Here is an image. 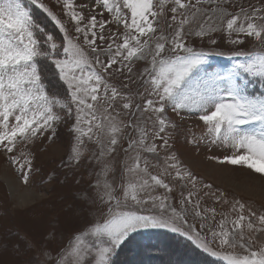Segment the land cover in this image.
<instances>
[{
  "label": "snow or ice",
  "instance_id": "6c2138e0",
  "mask_svg": "<svg viewBox=\"0 0 264 264\" xmlns=\"http://www.w3.org/2000/svg\"><path fill=\"white\" fill-rule=\"evenodd\" d=\"M224 2L159 0V10H156L154 0H94L95 7L107 10L112 21L124 29L122 33L110 36L112 43L104 49L97 44V39L105 40L107 22L98 21L95 15L86 20L83 13L76 10L74 0H63V8L75 22V36L68 34L65 24L45 3L29 0L63 33V45H58L51 32L40 26L32 9L23 0H0V148L12 153L18 141H28L49 129L55 135L53 125L63 119L58 114L60 110L67 116L75 111L76 121L71 128L75 136L70 159L80 160L85 138L91 141L95 137L101 148V157L114 152L122 129L104 115L98 105L102 97L114 101L120 93L108 83L105 74H110L113 65L120 71L125 61L143 60L147 55L150 62L144 69L148 77L146 83L150 87L149 94L156 99H147L145 110L155 114L158 131L153 136H159L168 128L170 121L166 108L169 105L173 111L200 113L199 119L206 125L210 141L235 150V154L223 157L224 162L246 165L256 173L264 174V92L249 91V85L257 80L264 88V7L254 8L251 12L240 8L233 14L227 12ZM167 4L172 5L171 21L176 25L170 37L162 33L157 35L156 27L157 18ZM202 4L212 6L205 9V13L210 10L221 14L222 29L231 43H243L241 36L255 38L258 42L247 52L232 53L235 62L223 72H206L205 65L209 56L224 53L197 50L186 42V28L191 29L197 14L202 11ZM224 17L229 18L225 20ZM206 25L207 22L200 24L193 34L203 38L217 30ZM233 34H236L235 38ZM118 37L121 42H117ZM153 37L155 41L150 43ZM211 43L215 44L216 40L212 39ZM81 44L86 45L94 57L90 58ZM61 53L63 58L57 59ZM101 54L108 57L106 62L100 59ZM41 58L53 61L59 79L66 85L63 97L49 94L38 65ZM123 106L131 108L132 104ZM104 111L107 112V108ZM94 129L108 135L107 144ZM139 132V139L130 141L129 148L140 147L148 153H156L154 143L147 145L148 131L140 128ZM160 138L168 147V140ZM192 142L198 143L195 139ZM11 159L18 162L15 156ZM132 160L133 163L126 167L129 178L121 185L122 196H117L116 189L108 182L107 174L112 168L105 163L104 183L101 185L98 180L97 187L103 189L100 199L107 206V212L85 231L76 234L58 254L54 264H114L117 250L132 234L149 228H167L180 233L225 264H264V244L255 247L254 237L248 235L264 231V214L257 216L249 210V215L245 216V205L238 204L235 218H224L216 229H208L202 234L195 225L188 224L182 210L167 204V196L151 194L155 187H162L167 192L172 189L161 175L148 172L147 160L142 161L139 153ZM27 163L30 168V161ZM20 167L23 169L24 165ZM168 169L175 170L178 179L187 177L195 184L191 173L181 170L175 154L166 158L163 175L171 174ZM23 178L27 183V174ZM191 198L189 192L187 199ZM149 202L160 209L159 214L130 210L132 205ZM236 210L233 206V211ZM209 211L215 213V209ZM195 215L200 216L201 212L196 211ZM184 225H188L187 229ZM200 228L204 229L205 225L201 224Z\"/></svg>",
  "mask_w": 264,
  "mask_h": 264
},
{
  "label": "rangeland",
  "instance_id": "374dc122",
  "mask_svg": "<svg viewBox=\"0 0 264 264\" xmlns=\"http://www.w3.org/2000/svg\"><path fill=\"white\" fill-rule=\"evenodd\" d=\"M41 2L45 3L65 24L70 36L76 35L75 22L66 14L63 0H41ZM23 3L31 8L33 13L35 10L43 13L42 10L33 7L29 0H23ZM74 4L76 10L82 12L86 20L95 15L98 21L107 22L104 29L105 40L97 39V44L101 48L107 49L108 44L112 43L109 37L124 31L122 25L112 21L111 14L107 10L95 7L94 1L74 0ZM154 5L156 10H159V0H154ZM223 6L227 12L233 14L238 13L240 8L251 12L254 8L264 7V0H225ZM171 7V4L165 5L163 12L157 18V35L162 33L170 37L173 33L176 25L171 21L173 15L170 11ZM211 7L208 4L200 5L202 11L197 14L196 21L191 25L190 30L186 28V42L197 50L224 53V55L209 56L205 65L206 72H223L235 62L231 58L232 53L247 52L257 46L258 42L255 38L241 36L243 43H231L222 29L221 14L210 10L204 12ZM43 14V19L35 18V20L41 27H45L46 31L51 32L58 45H63V33L46 13ZM208 16H211V20H208ZM227 18L229 17H224L225 20ZM205 22L217 30L203 38L195 36L193 33ZM235 35L233 34V38ZM212 39L216 40L215 44L211 43ZM154 41L155 37L150 43ZM117 42H121L119 37ZM81 46L90 58L94 57L95 54L86 45L81 44ZM56 58H63L62 53ZM100 59L106 62L108 57L101 54ZM149 62L150 57L146 55L143 60L125 61L120 71H117V66L113 65L110 74H105L108 83L116 87L120 93L114 101L102 97L98 105L100 111L122 129L114 152L101 157V148L95 137L91 141L85 138L80 160L70 159L75 136L71 131L76 121L75 111L71 116H67L60 110L58 114L63 119L53 125L55 135L49 129L28 141H18L12 153L0 148V264H54L58 254L68 246L69 241L76 234L85 231L107 212V206L100 199L103 189L97 187L98 180L101 185L104 183L105 163L112 168L107 174L108 182L116 189L115 194L122 196L121 185L129 178L126 167L133 163L132 157L137 153L142 161L147 160L148 172L152 175H161L172 189L171 192H167L162 187H155L151 190V194L157 197L167 196V204L177 208L178 211L182 210L188 224L195 225L196 230L201 231L202 234L208 229H216L224 218L228 220L235 218L239 211L238 204L245 205V216L249 215V210L255 212L257 216L264 214V174L256 173L246 165L224 162L223 157L235 154V150L222 143L210 141L206 135V125L199 119L200 113L188 110L173 111L169 105L166 108V116L170 121L168 128L159 136H153V133L158 131L155 114L151 110H145L146 100L156 99L149 94L150 87L146 83L148 77L144 69L149 66ZM38 65L44 83L48 88L50 86L49 94L55 93L63 97L66 85L59 79L53 61L41 58ZM129 68L131 71L128 70ZM249 91L262 93L264 88H261L257 80L249 85ZM125 103H131L132 107L124 108ZM105 108L107 112L104 111ZM140 128L148 131L147 145L154 143L157 147L156 153H148L140 147L129 148L130 141L139 139ZM94 132H97L105 144L108 143L109 137L105 132L96 129ZM160 137L168 140V147L164 146ZM193 139L198 143H193ZM172 154L178 158L181 170L190 172L195 178L194 185L187 177L178 179L173 169H168L170 175H163L166 158ZM12 156H15L18 162H13ZM27 161H30V168ZM20 165H24V168L21 169ZM25 174L28 176L27 183L23 178ZM4 176L12 177L13 181L21 186L18 187L21 191L33 190L38 196L36 195L26 205L20 204L16 197L12 198L14 196ZM189 192L192 193L191 200L187 199ZM144 198L146 199V196ZM233 206H236V211H233ZM210 209H215V213H211ZM130 210L142 214L160 213V209L151 202L132 205ZM196 211H200L201 215H195ZM253 221L256 222L255 217ZM201 224L205 225L204 229L200 228ZM183 227L187 229L188 225ZM257 227H260L258 223ZM153 229L157 228L138 231L147 233ZM159 229L183 238L178 244L169 238L164 242L165 249L157 250L167 264L173 262L225 264L224 261L205 253L180 233L172 232L167 228ZM248 235L254 237L255 247L264 244V231L248 233ZM209 241L211 242L210 236ZM213 247L216 245L213 244Z\"/></svg>",
  "mask_w": 264,
  "mask_h": 264
},
{
  "label": "trees",
  "instance_id": "16d2710c",
  "mask_svg": "<svg viewBox=\"0 0 264 264\" xmlns=\"http://www.w3.org/2000/svg\"><path fill=\"white\" fill-rule=\"evenodd\" d=\"M33 16L34 19L44 18V14L36 10L34 11ZM49 89L50 86L48 90ZM169 238L177 244L181 243L180 241H183V238L164 232L159 228L149 230L147 233L137 231L117 251V254L113 259L114 264H167L166 260L161 257L162 254L157 250H164V242ZM173 264H176V262H173Z\"/></svg>",
  "mask_w": 264,
  "mask_h": 264
},
{
  "label": "bare ground",
  "instance_id": "6f19581e",
  "mask_svg": "<svg viewBox=\"0 0 264 264\" xmlns=\"http://www.w3.org/2000/svg\"><path fill=\"white\" fill-rule=\"evenodd\" d=\"M94 0H92L93 2ZM5 180L7 181L8 183V186H9V189L11 191V194L14 196L12 198H17L19 203L22 204V205H26L29 201L33 200L34 197H36L37 193L36 191L34 192L33 190H29V191H21L19 188H21L20 185H17L12 177L10 176H4ZM19 187V188H18ZM33 193V194H32ZM38 196V195H37ZM19 204V205H20ZM37 208V207H36ZM44 221V220H43ZM43 223V222H42Z\"/></svg>",
  "mask_w": 264,
  "mask_h": 264
}]
</instances>
